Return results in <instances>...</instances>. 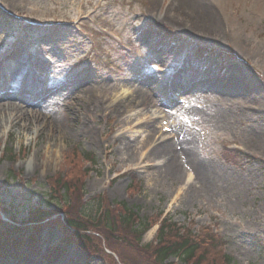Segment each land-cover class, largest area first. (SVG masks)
I'll return each mask as SVG.
<instances>
[{"label": "rangeland", "instance_id": "1", "mask_svg": "<svg viewBox=\"0 0 264 264\" xmlns=\"http://www.w3.org/2000/svg\"><path fill=\"white\" fill-rule=\"evenodd\" d=\"M177 1L174 7L175 0H0V112L11 115L10 103L19 108L13 114L27 113L17 115L25 128L0 121V204L12 205L16 223L29 209L59 208L62 195H50L47 183L81 150L97 161L85 163L82 201L98 195L123 201L155 224L139 245L155 242L166 217L194 233L221 236L219 249L231 264H264L253 238L264 241V0ZM43 25L48 31L36 30ZM171 34L179 51L195 45L207 64H192L185 53L173 57L155 43ZM218 65L224 68L216 77ZM205 76L232 93L201 83ZM187 81L190 90L177 92L176 83ZM19 94L34 100L24 104ZM176 124L191 135L196 162L176 150L180 173L177 161L173 172H158L168 162L158 143L171 139ZM227 145L250 159L224 152ZM49 195L55 202H46ZM61 239L58 226L40 228L28 249L43 255ZM62 246L64 252L50 255L54 264H103L69 242ZM46 258L30 255L18 264H48Z\"/></svg>", "mask_w": 264, "mask_h": 264}, {"label": "trees", "instance_id": "2", "mask_svg": "<svg viewBox=\"0 0 264 264\" xmlns=\"http://www.w3.org/2000/svg\"><path fill=\"white\" fill-rule=\"evenodd\" d=\"M175 37L172 34L169 37H158L156 42L167 47L169 40ZM175 42V46L171 48L172 54H176L182 45L176 38ZM195 48L197 55L202 52ZM74 153L73 158L66 157L68 167L65 173L51 178L53 187L57 191L62 189L68 198L61 207L63 217L58 214L59 212L37 209L31 212V220L52 219L53 214H58L55 218L56 222L61 223L71 235L77 237L81 245L96 252H104L103 248H107L114 253L116 256L107 254L110 264H175L165 262L171 256L177 257L182 264L231 262L228 255L216 251L219 242L214 238L195 236L189 230L181 232L180 228L174 227L167 220H163L160 224L156 235L157 242L153 249L150 248L151 245H139L142 235L152 222L148 223L139 218L138 213L125 202L112 204L102 195L83 202L85 169L81 159H92L88 153L79 154L76 150ZM232 154L238 160L243 159L237 153ZM62 218L64 220H61ZM94 241H96L95 248L91 245ZM263 251L264 246L261 248V252Z\"/></svg>", "mask_w": 264, "mask_h": 264}, {"label": "bare ground", "instance_id": "3", "mask_svg": "<svg viewBox=\"0 0 264 264\" xmlns=\"http://www.w3.org/2000/svg\"><path fill=\"white\" fill-rule=\"evenodd\" d=\"M176 1V4L174 7L178 6L179 3L177 0ZM185 1V0H184ZM206 14V12L204 13ZM206 17H208L207 15H205ZM210 82L212 85H217L219 87V89H221L222 93H224L226 96H229V94H231V90L227 87V84L224 83V82H213L205 77H202L200 82L204 83V82ZM199 82V83H200ZM149 86H151L153 89H157V84L156 82H149ZM189 85L188 83H180L178 85V88L179 89H183V88H187ZM26 90V87L22 88V91H25ZM8 95V94H7ZM7 95H2L1 97L2 98H6V99H9V97ZM16 95V94H14ZM19 96L21 97V100L24 104L30 102V101H33L34 99L31 97V96H26V95H22V94H19ZM230 99H232V97H228ZM233 100V99H232ZM9 105H7L6 107V110H10L11 111V115H10V112H5V113H2L0 112V121H4L5 123H8L10 125H12V127H18V126H23V128L26 127V119L25 117L24 118H19L17 115H22L25 110H22V112H18V113H14L13 114V110H17L19 108L15 107L14 105H12L11 107V104L8 103ZM24 107H22L21 109H23ZM0 109H3L4 110V106ZM13 109V110H12ZM26 112V111H25ZM13 115V117H11ZM24 116H27V113H24L23 114ZM11 117V118H10ZM175 131L173 130V138L169 139V140H163L161 143H158V145H160V147L157 149V151L160 153V154H163L166 158H167V163L165 164V166L159 170H157L158 172L160 170H162L163 172H173L174 170V166H172L173 164H175V162L177 161L175 159V156H176V150L178 151H181L185 154L186 157H188L189 160L193 161V162H196L195 161V157H194V154L190 148L191 144H192V140H191V135L182 127H179L177 124L175 126ZM148 137L153 139V136L155 134V132L153 131V129H150L148 130ZM176 137V138H175ZM175 138V140H174ZM182 153V154H183ZM178 163H180V161H177V170H175L177 173H180L178 169ZM196 164V163H195ZM198 167V171L200 173V175L202 176V174H204L206 172L204 166L200 163H198L197 165ZM65 263L69 264V261H65Z\"/></svg>", "mask_w": 264, "mask_h": 264}]
</instances>
